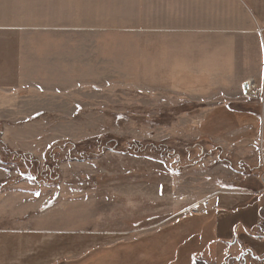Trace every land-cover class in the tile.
Masks as SVG:
<instances>
[{"label": "rangeland", "instance_id": "1", "mask_svg": "<svg viewBox=\"0 0 264 264\" xmlns=\"http://www.w3.org/2000/svg\"><path fill=\"white\" fill-rule=\"evenodd\" d=\"M16 3L0 21L39 28L0 30L4 85L47 87H3L35 106L2 107L0 229L46 234L47 264L186 263L191 202L264 186V89L242 82L258 61L235 32L163 27L184 25L187 0Z\"/></svg>", "mask_w": 264, "mask_h": 264}, {"label": "crops", "instance_id": "2", "mask_svg": "<svg viewBox=\"0 0 264 264\" xmlns=\"http://www.w3.org/2000/svg\"><path fill=\"white\" fill-rule=\"evenodd\" d=\"M21 0H0V12L4 3H15ZM29 1V0H27ZM214 1V0H213ZM187 0L184 9L188 14L184 25L173 24L163 27L177 31L203 35L238 34L236 42L241 45V58L254 59L256 72H251V78H244V87H263L264 89V0ZM211 13H219L216 20ZM231 13V15H228ZM46 27V26H44ZM36 29L37 25L13 26L0 21L3 29ZM0 36V45L3 44ZM251 50V52H249ZM223 54V53H222ZM224 55H222L223 58ZM3 50L0 48V116L13 122L7 114H3L5 105L17 106L20 101H28L35 106L33 93H20L16 90L6 92L3 87H47L27 82L15 81L12 85H4ZM252 85L248 86L247 81ZM255 82L258 84L256 86ZM263 114L260 122L263 125L264 139V90L262 97ZM24 118L34 113L22 111ZM19 111L12 115H18ZM24 135V133H22ZM205 200L207 205L199 215L200 227L193 229L190 242L183 253L186 263L194 264H257L264 262V186L257 182L247 188H215ZM198 201L191 202V206ZM187 206V207H188ZM0 229V235H6ZM0 239V264H47V235H28L26 240L9 237ZM15 237L18 235H14ZM197 237V239H194ZM193 241V242H192ZM195 244L194 249L190 248ZM31 254H27V252Z\"/></svg>", "mask_w": 264, "mask_h": 264}, {"label": "built area", "instance_id": "3", "mask_svg": "<svg viewBox=\"0 0 264 264\" xmlns=\"http://www.w3.org/2000/svg\"><path fill=\"white\" fill-rule=\"evenodd\" d=\"M264 183V175L261 177ZM207 205L205 200L198 201L197 203L191 205L188 209L192 211V214H197L199 211H202L203 208ZM257 264H264L263 261H259Z\"/></svg>", "mask_w": 264, "mask_h": 264}, {"label": "trees", "instance_id": "4", "mask_svg": "<svg viewBox=\"0 0 264 264\" xmlns=\"http://www.w3.org/2000/svg\"><path fill=\"white\" fill-rule=\"evenodd\" d=\"M129 149L130 150H137V148L133 149V148H131V146H129ZM54 155L55 154L52 152V156H54ZM43 172L44 173H42V176H43L45 182L49 181L48 179H50L51 176L56 177L54 170H52L47 165L44 167ZM194 264H203V263H201L199 261H195Z\"/></svg>", "mask_w": 264, "mask_h": 264}, {"label": "bare ground", "instance_id": "5", "mask_svg": "<svg viewBox=\"0 0 264 264\" xmlns=\"http://www.w3.org/2000/svg\"><path fill=\"white\" fill-rule=\"evenodd\" d=\"M247 85L249 86L250 85V83L247 81Z\"/></svg>", "mask_w": 264, "mask_h": 264}]
</instances>
